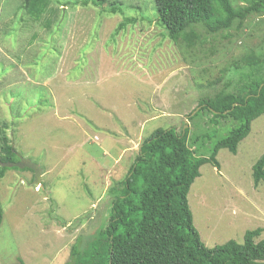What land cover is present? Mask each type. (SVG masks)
<instances>
[{"label":"rangeland","instance_id":"1","mask_svg":"<svg viewBox=\"0 0 264 264\" xmlns=\"http://www.w3.org/2000/svg\"><path fill=\"white\" fill-rule=\"evenodd\" d=\"M82 1L52 0L33 19L23 0H0V131L13 162L42 169L37 185L26 169L0 177V264H69L72 244L83 248L105 224L113 188L156 128L188 129V142L208 156L237 123L206 127L207 111L189 121L188 113L225 87L224 69L251 50L264 56V14L221 33L197 25L201 42L188 48L169 39L155 0ZM252 73L264 76V65ZM263 151L264 113L236 153L218 150L219 168H199L187 201L206 247L241 243L257 227L254 241L264 238V184L252 179Z\"/></svg>","mask_w":264,"mask_h":264},{"label":"trees","instance_id":"2","mask_svg":"<svg viewBox=\"0 0 264 264\" xmlns=\"http://www.w3.org/2000/svg\"><path fill=\"white\" fill-rule=\"evenodd\" d=\"M105 1L95 0L92 4L102 6ZM239 1L242 4H235L234 0H155V4L169 39L189 48L201 42L194 29L197 25L207 33H221L233 25L240 27L253 14H264V0ZM23 2L25 12L39 19L52 0ZM88 2L84 0L82 4ZM108 11L115 12L113 8ZM123 23L124 20L116 29ZM240 62L241 65L234 63L223 70L228 79L224 88L200 98V109L193 115L190 114L194 109L188 113L189 121L207 111L210 118L206 127L220 118L231 119L236 126L215 142L208 156L197 153L198 147L188 142V129L177 132L174 127L156 128L140 144L124 179L113 188L116 193L110 190L113 198L105 224L83 248L72 244L69 264H261L264 238L257 242L254 239L262 228L246 230L241 243L230 239L206 247L193 226L187 201L189 187L200 175L199 168L205 163L219 168L218 150L226 148L236 153L239 142L251 129V122L264 113V76L252 73L263 69L264 56L251 50ZM231 73L237 75L235 80L229 78ZM230 85L232 90L227 89ZM14 152L11 139L2 129L0 161H13ZM6 169L0 165V177ZM252 179L254 187L264 184V151L252 165ZM2 218L0 205V224Z\"/></svg>","mask_w":264,"mask_h":264},{"label":"water","instance_id":"3","mask_svg":"<svg viewBox=\"0 0 264 264\" xmlns=\"http://www.w3.org/2000/svg\"><path fill=\"white\" fill-rule=\"evenodd\" d=\"M233 105H235V104H233ZM195 112H196V110L192 111V113L190 115H193ZM226 112L227 111H225L224 113H226ZM186 120H187V118H185V121ZM0 165L4 166V167H8V168H11V167H17L20 169L29 168L34 173V178H33V181L31 184H33V185L40 184L41 176H42V169L38 164H35V163L31 162L30 160L19 159L18 161H15V162H13V161H5V162L0 161Z\"/></svg>","mask_w":264,"mask_h":264}]
</instances>
